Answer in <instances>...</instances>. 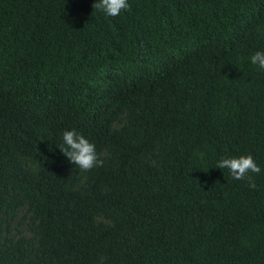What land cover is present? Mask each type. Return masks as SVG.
<instances>
[{"label": "trees", "instance_id": "16d2710c", "mask_svg": "<svg viewBox=\"0 0 264 264\" xmlns=\"http://www.w3.org/2000/svg\"><path fill=\"white\" fill-rule=\"evenodd\" d=\"M94 2L0 0V264H264V0Z\"/></svg>", "mask_w": 264, "mask_h": 264}, {"label": "clouds", "instance_id": "9594fccd", "mask_svg": "<svg viewBox=\"0 0 264 264\" xmlns=\"http://www.w3.org/2000/svg\"><path fill=\"white\" fill-rule=\"evenodd\" d=\"M92 7L109 17H116L120 15L122 10L128 11L130 9L128 0H96ZM250 61L253 65L264 70V52H256L250 57ZM62 141L60 152L69 163L81 172H88L93 168L104 166V160L98 156L95 145L75 130L64 131ZM216 168L228 169L234 180H246L251 189H255L256 185L250 174L258 175L261 172L251 155L238 158H221L217 162Z\"/></svg>", "mask_w": 264, "mask_h": 264}]
</instances>
